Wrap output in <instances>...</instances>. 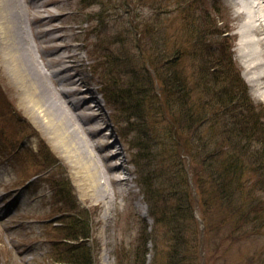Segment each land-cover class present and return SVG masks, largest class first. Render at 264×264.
<instances>
[{"label": "rangeland", "instance_id": "374dc122", "mask_svg": "<svg viewBox=\"0 0 264 264\" xmlns=\"http://www.w3.org/2000/svg\"><path fill=\"white\" fill-rule=\"evenodd\" d=\"M51 2L57 3L53 8L56 14L62 12V7L66 9L67 16L61 23L56 22L61 27L58 34L65 37L73 51L75 45L81 47L79 56L85 65L81 77L88 83L82 86L83 99L90 100L92 92L97 91L96 97L103 103L101 126L107 134H113L110 141L117 140V148L124 152L123 166L129 172L126 177L131 180L126 185L109 186L111 196L107 200L87 199L80 191L73 171L53 147V141L43 134V128H39L24 111L18 117L11 115L8 119L7 110L11 105L0 95V264H52L49 259L55 238L59 236L55 228L62 223L70 227V220L65 218L70 208L82 212L84 219L88 216L91 219L93 235L89 245L96 253V264H133L138 242L143 244L141 236L145 226L151 235L146 264H166L168 254L172 253L170 241L164 226L155 223L150 216L149 202L154 206L157 203L159 207L156 210L167 217L177 206L179 197L190 202L183 193L185 185L176 155L188 153L193 148L197 132L194 131L195 125L202 123L203 134L215 141L217 139L221 158L239 154L233 149L235 143L228 140L225 128L216 125L214 111H210L212 95L217 91L214 77H209L206 71L203 73L201 64L207 69L217 64L225 53L229 54L247 85L257 115L264 114V101L259 98L261 92L247 83L244 77L246 64L238 56L242 40L239 33L247 20V16L240 15V12L245 11L248 3L255 5L258 1L189 0L185 12L179 0ZM226 30L230 34L227 37L221 33ZM155 42L160 45L158 53H153L151 46ZM150 46L152 51H146ZM120 56L125 62H116L114 66L108 64L113 74L108 71L106 78L101 77L103 61ZM176 56L174 61L172 58ZM97 57L99 60L95 63ZM220 70L218 80L229 86L224 72L227 68L221 67ZM171 74L181 79V85L184 87L186 84V89L184 96L174 95L167 101L168 90L177 92L169 82ZM0 77H4L1 72ZM6 82L1 79L0 88L7 95ZM138 84L145 85L147 99L143 108L148 116L141 115V108L134 103L141 95L135 93L131 98L132 90L126 89L129 85L135 87ZM106 86L119 94L118 103L106 92ZM124 88L129 91L125 98L121 96ZM154 91L159 94L153 96ZM221 91L228 92L226 87ZM9 97L19 108L18 100ZM157 101H161L163 110L153 109ZM186 106L191 114L201 116L198 120L189 121L193 126L191 131L183 130V120L179 121L187 114ZM132 121L139 125L128 126ZM143 124L148 127L149 134L145 133ZM263 124L258 127L261 135L264 134ZM32 130L36 135L31 133ZM39 130L44 137L42 144L37 139ZM172 131L175 142L171 138ZM137 143L141 148L148 147L143 149L141 159L136 155ZM40 145L45 147L44 150L48 146L49 152L44 154L50 159L41 161L44 154L38 153ZM188 162L186 170L192 183L190 194L200 208L194 176L200 184L202 172L197 163L196 173L193 165L190 170ZM62 176L70 183L69 197L53 190V182L60 184ZM216 206L209 204L205 207L211 230L202 218L204 212L196 207L197 225L192 223L191 232H187L191 239L195 237L193 231L200 230L198 264H248L249 258L255 259L252 264H262L264 227L261 235L252 234L238 242L226 236L229 234L222 236L216 229ZM189 254H193L196 260L193 250Z\"/></svg>", "mask_w": 264, "mask_h": 264}, {"label": "bare ground", "instance_id": "6f19581e", "mask_svg": "<svg viewBox=\"0 0 264 264\" xmlns=\"http://www.w3.org/2000/svg\"><path fill=\"white\" fill-rule=\"evenodd\" d=\"M51 1L0 0V72L4 75L0 81H7L8 97L1 88L0 95L11 105L8 119L24 111L43 128L87 199L107 200L109 186L131 180L123 166L124 152L117 148V140L110 141L113 134L101 126L102 101L95 96L83 99L82 86L88 83L81 77L85 70L81 47L75 45L73 51L58 34L61 27L56 22L61 23L67 13L62 7L56 14L57 3ZM256 1L240 12L247 20L239 33L238 56L246 64L247 83L261 92L259 98L264 101V0ZM9 96L18 100L19 108ZM142 127L149 134L144 124ZM41 132L38 141L44 138Z\"/></svg>", "mask_w": 264, "mask_h": 264}, {"label": "trees", "instance_id": "16d2710c", "mask_svg": "<svg viewBox=\"0 0 264 264\" xmlns=\"http://www.w3.org/2000/svg\"><path fill=\"white\" fill-rule=\"evenodd\" d=\"M187 1L189 0H179V2L184 5V12L186 11L185 6ZM208 24L209 23H207V25ZM221 33L226 37L230 35L229 30ZM195 39L200 42L197 38ZM151 46L154 48L153 53L159 52L160 45L157 42H155V45L152 44ZM151 46L147 47L145 50L152 51ZM176 58L177 56L172 59L175 61ZM95 59V63H97L99 58L97 57ZM156 59L157 63H159L160 61L157 56ZM116 62L121 64L125 61H123L121 56L111 57L103 61L105 65L103 66L100 76L106 78L108 71L113 74L107 65L112 64V66H114ZM166 63H168V61ZM203 66L204 65L201 64L203 73L206 71L209 77H214L217 91V93L212 95L210 111L211 113L214 111L216 125L225 128L228 140L235 143L233 149L238 150L239 154L233 153L228 157L226 156V158H221L217 151L219 148L217 139L215 141L203 134L202 123L195 125L196 128L194 131L197 130V132L193 148H190L188 153H177L176 155L178 162H180V171L185 185L183 193L187 195L190 202L182 201L179 197L177 199V206L168 217L164 214L161 215V213L156 210L157 207H159L157 203L154 206L153 203L149 202L151 206L150 216L155 223L164 226L166 229L165 235L170 241L172 253L168 254V261L166 264H198L199 260L200 230L199 228L198 230H194L193 234L195 237L191 239L189 238L190 235L187 234V232H191L190 226L192 223L197 225L195 217L196 200L190 194L192 186L189 181V172L186 170L187 160L189 161V169L190 166L193 165V170L196 173V167L198 165L202 172L201 183L199 184L198 181H195V176L194 182L200 195L201 203L199 209L204 212L202 218L209 230L211 229L207 223L208 217L205 208L209 204L217 205L214 210L216 216L215 224L216 229H218V232L221 233L222 236L229 234L226 236H231L238 242L249 238L252 234L261 235V229L264 227V134L261 135L258 133V127H261V123H264V114L257 115L256 106L250 99L247 85L229 54L227 55L225 53L224 56L217 61V64L213 66L210 65L207 69ZM221 67L227 68L224 72L229 86L222 84L221 81L218 80L217 73L221 71ZM131 71L135 73L133 67H131ZM117 72L120 74L119 71ZM169 82L177 92H170L168 90L169 97L166 99L167 101L174 95L184 96L186 84L183 87L181 85V79L179 80L176 75L172 76L171 74ZM144 86L138 84L135 86L137 88H135L129 85V88L127 87L126 89L132 90L129 96L131 98L135 93L141 95L134 103L141 108V115L144 114L148 116L147 111L143 108L145 105L144 102L147 99ZM177 86L178 89L176 88ZM108 87L106 86V92L109 93L115 103H118L121 97L117 92L112 90L110 86ZM222 87H226L228 92H219ZM126 89L124 88L121 92L123 98L126 97V92H129ZM235 89H239L240 91L238 92ZM154 93L153 96L159 94L155 91ZM157 104L153 109L156 111L163 110L161 101H157ZM129 108L132 109V106H129ZM186 108L187 114L185 117L183 116L182 119H179V121L183 120V126L180 122L183 130L191 131L193 130V126L189 121L198 120L201 116H194L187 106ZM251 118L254 119L252 120ZM262 126H264V124ZM31 133L36 134L33 130ZM170 134L172 140L175 142L174 131L170 132ZM136 147H139L136 155L141 159L143 149L148 147L141 148L139 143H137ZM44 149L45 147L40 145L38 153L41 152V154H44L45 151L49 152L48 146L47 150ZM145 152L148 153L147 151ZM43 156V160L41 161L50 159L46 154ZM248 177H250V179L246 181ZM69 186L70 183L67 182L63 176L60 184L53 182V190L58 194L63 192L67 197L70 196ZM61 202L65 204L64 201L61 200ZM209 208H211V206H209ZM65 215V218L70 220V227H67L64 223L56 226L55 229L59 236L55 238L56 242L54 243L52 255L49 260L52 264H96V253H94V250L89 245L93 235V231L91 230V219L88 215V218L84 219L83 213L75 208H70V211L67 210ZM76 227H80V229L75 230ZM229 228H232L231 231H229ZM148 233V226H145L141 236V239L144 238L142 239L143 244L138 242L139 247L136 248V258L133 264H146V257L149 253L147 245L151 237ZM212 241L214 242L215 240L212 238ZM192 250L195 252L196 260H194L193 254H189ZM254 261V258H249L248 264H252ZM120 263H122L121 259ZM262 264H264V262Z\"/></svg>", "mask_w": 264, "mask_h": 264}]
</instances>
